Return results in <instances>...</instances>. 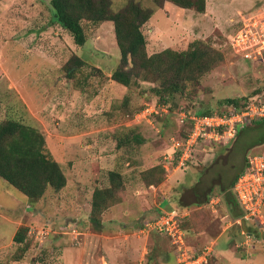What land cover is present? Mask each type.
I'll use <instances>...</instances> for the list:
<instances>
[{
	"label": "rangeland",
	"instance_id": "rangeland-1",
	"mask_svg": "<svg viewBox=\"0 0 264 264\" xmlns=\"http://www.w3.org/2000/svg\"><path fill=\"white\" fill-rule=\"evenodd\" d=\"M111 1L113 11L119 12L131 0ZM135 1L153 7L152 0ZM262 9L254 20L241 18L243 13ZM246 30H252L256 39L235 46V39ZM143 31L148 55L168 48L187 51L200 39L223 56L220 66L168 104L173 112L150 116V111H143L157 104L154 83L138 80L129 88L112 80L120 63L112 22L104 23L78 48L55 22L50 0H0V123L16 120L37 128L67 178L61 191L50 189L41 200L32 201L0 177V264H111L113 259L118 264H148L154 253L162 264H178L177 248L169 237L142 232L158 216L156 205L150 216V209L143 210L142 203L158 200L163 211L179 208V199L172 195L184 185L180 181L189 185L196 178V187L205 173L210 176L204 191L210 200L216 198L221 193L209 192L210 185L221 182L228 189L248 157L264 153V145L241 147L264 134L260 126L244 134L240 142L203 145L196 152L198 163L186 170L188 174L175 171L169 159L175 143L184 140L190 128L189 120L181 124V111L190 116L209 109L227 111V105L219 107V101L264 98V0H208L205 15L169 4L154 11ZM168 31L172 34L166 35ZM75 55L84 64L75 67L77 72L70 78L66 69L74 66L70 60ZM126 134L131 141L119 149L118 138ZM134 134L143 140L141 145L132 140ZM206 155L213 158L202 160ZM161 164L165 179L155 192L147 184L159 174L151 172L150 177L146 173ZM112 171L121 175L123 186L111 207L97 215L102 226L96 231L91 221L94 192L114 187ZM183 195L190 202L195 193ZM224 204L223 200L220 205ZM208 209L199 217L204 226L213 227L214 217ZM253 224L247 227L260 242L241 249L263 255L260 264H264V235L255 232ZM21 228L28 232L26 242L19 245L14 237ZM182 228L187 233L185 246L192 248L196 239L189 231L191 224L186 221ZM119 235L122 242L117 244ZM203 242L197 241L201 251ZM211 264H215L214 257Z\"/></svg>",
	"mask_w": 264,
	"mask_h": 264
},
{
	"label": "trees",
	"instance_id": "trees-1",
	"mask_svg": "<svg viewBox=\"0 0 264 264\" xmlns=\"http://www.w3.org/2000/svg\"><path fill=\"white\" fill-rule=\"evenodd\" d=\"M152 3L153 7H145L139 2L131 0L122 10L114 12L111 0H50L55 22L71 35L78 48L84 47L93 32L104 23L112 22L120 52V63L112 72V80L129 88L136 85L138 80L154 83L155 87L152 92L157 99V105L166 106L170 112H173L168 104L174 101L177 96H185L191 85H198L206 74L220 66L223 56L200 39L192 42L187 51L178 52L168 48L159 53L148 55L147 41L143 30L156 9H162L165 3H171L195 14H205L207 10V0H152ZM72 60L74 66L69 65V68L66 69L70 78L77 72L74 68L84 64L77 55L70 62ZM249 100H243L241 103L239 98L225 99L219 101L218 105L219 107L227 105L229 110L231 108L244 109ZM228 109L227 111H229ZM227 111L209 109L199 114H223ZM260 126H264V123L253 122L244 127L232 142H240L244 134L254 132ZM191 127L190 123L189 131ZM187 135L184 139L187 138ZM132 140L138 145L143 142L135 134L132 136ZM130 141L131 138L127 134L119 137L118 148L128 145ZM261 145H264V134L258 140L252 139L245 142L241 147L252 149ZM178 156L179 153L176 157ZM247 161L242 166L240 173L246 169ZM151 172H158L157 179ZM163 173H165L164 165L154 166L146 173L150 174V177L153 175L147 185L157 187L165 179ZM0 177L32 201L41 200L50 189L59 192L67 185L63 169L47 150L44 135L37 128L16 120L0 123ZM238 177L239 174H236L230 187L223 189L225 201L234 206L238 204L231 189ZM110 179L114 185L113 188L96 189L94 192L91 221L97 226L96 231H100L102 226L97 215L111 207L116 192L123 186L119 173L112 171ZM206 194L205 201L199 202L207 203L210 200L209 193ZM182 202L184 201H181L180 204ZM234 216L242 218L243 214H234ZM185 222L186 220L181 224V228ZM259 227V224L255 225V232L260 234ZM248 230L250 231V229ZM27 232V229H19L14 237V242L19 245L24 244ZM190 255L191 258H195L197 254L190 253ZM158 258V254H152L148 264H162Z\"/></svg>",
	"mask_w": 264,
	"mask_h": 264
},
{
	"label": "built area",
	"instance_id": "built-area-1",
	"mask_svg": "<svg viewBox=\"0 0 264 264\" xmlns=\"http://www.w3.org/2000/svg\"><path fill=\"white\" fill-rule=\"evenodd\" d=\"M252 30L240 32L235 39V46L247 45L255 38ZM250 56V55H248ZM150 108V110H148ZM143 111H150V116L158 115L159 111L168 113L166 106L148 105ZM181 124L187 120L191 123V129L187 138L177 141L173 146V153L169 156L172 165H176L175 171L184 170L193 158V155L199 145L208 143L230 144L237 136L239 131L253 122L264 123V99L251 98L244 109L231 108L223 114L215 113L213 115H193L188 116L184 111L180 114ZM179 153L173 162V154ZM246 169L240 173L233 191L237 197L239 205L243 211L245 221H254L259 224L260 234H264V154H252L247 159ZM170 163V161H168ZM187 214L172 209L164 211L155 220L148 223L142 232H156L165 235L171 239L172 244L177 248L178 264H210L211 249L206 248L191 258L189 251L185 246V232L181 224ZM45 234V232H41ZM246 235V245L251 242H260L254 233Z\"/></svg>",
	"mask_w": 264,
	"mask_h": 264
},
{
	"label": "crops",
	"instance_id": "crops-1",
	"mask_svg": "<svg viewBox=\"0 0 264 264\" xmlns=\"http://www.w3.org/2000/svg\"><path fill=\"white\" fill-rule=\"evenodd\" d=\"M169 4L172 5L171 3H165L164 7L169 5ZM37 7L40 8V6H37ZM207 10H208V0H207ZM261 11H263V9L258 10L255 13H253V12L249 13L247 15H245L243 13L241 15V18L243 20H245L246 22L250 21V20H254V18H256L259 15L258 13H260ZM201 15H205V14H201ZM192 18L195 19L194 17H192ZM184 27H186L185 22L183 23L182 28H184ZM196 29L200 30V27H198V28L196 27ZM156 31H157V33L158 32L162 33V32H160L159 28H156ZM169 31H171V29ZM169 31L166 33V35L167 34L169 35V33L172 34ZM156 45L161 46V43L156 42ZM208 144H220V143H208ZM221 144H223V143H221ZM199 146L197 147V149L201 148L203 145H199ZM197 149L193 155L192 160L188 164V166L184 170H182L186 174H188V171H186V170H188L193 163L197 164L199 161L198 157L196 155ZM211 158H213V155H206L205 157L202 158V160L207 161V160H210ZM179 171H181V170H179ZM239 175H240V172H239ZM181 176L182 175H180V179L182 178ZM208 176H210V174L205 173V176L200 180L201 182L199 181L196 184L197 186L195 185L196 187H193L194 182L197 181L196 178H193L192 179L193 182H191L189 185H188L187 181H185V182L180 181L179 184H184V185H180L181 188L179 189V191L172 195L173 198H178L180 203H181V201H184V202H182V204H184V206H182V204H180L179 208H174V209H178V210L187 214V217L184 220H186L187 222H189L191 224V228L189 231H191L195 234L194 237L196 239V241H195L196 243L193 244L192 248H189L190 251H189L188 246H187L186 247L187 250L189 251V253H191V250H193L194 254H199V252L201 251V248H200L199 243L197 244V241L201 240L202 242L204 241L203 243L205 245L203 249H206V248L211 249L210 264H211V259L213 257H214L215 264H260V259L263 255H261L259 253H254V251H250L247 249H246L247 251H243L241 249L242 247L246 248V247H244V245L247 246V248L251 247V246H253L251 244L254 242H257V241H253V242H251L250 245H246L247 238H246V235L244 233L245 231L243 230V225H242V221L244 219H243V217L242 218H235V216H234V214H237V215L243 214V211L241 212V211H239V208H237V206L240 207V205H239L237 197L233 191V188H232V192H233V195L237 201V204H238L237 206H234L232 204H228L225 201L224 194H223L224 187H222L223 183H221V182L220 183L217 182L216 184L213 183L212 185L209 186L210 188L208 189L209 192H214V189L218 190L221 193L219 196H217L216 198H212L207 203L199 202V201H205V198L207 196V194H206L207 192H204V183H205L206 177H208ZM215 181L216 180H214V182ZM151 187L154 189L155 192H157V190H158L157 187H153V186H151ZM195 188L199 191H196ZM192 190L195 193L194 200H191L190 202H186L184 200L183 194L187 191H192ZM146 191H148V190H146ZM165 200L167 201V198L163 197V201H165ZM223 200L225 201L227 206L225 204L220 205ZM157 202H158V200L157 201H151L150 200V203L143 202L142 203L143 210L147 211L148 209H150V216H151V211L153 210V207L155 208V205H156L157 212H156L155 216L156 215L159 216L165 210L164 211L161 210L160 209V205H161L160 203L161 202L159 204ZM206 209L211 210V214H212L211 216L214 217L215 225L213 227H212V224H211V226H204V224H205L204 221L201 219V217H199L202 215L203 211ZM249 222L254 223L253 225L255 226L254 221H246V227H247V224ZM248 229H250V228L247 227V230ZM151 233L159 234L156 232H151ZM247 233L252 234L253 232L248 230ZM106 234L107 233H104V234H102V236H104ZM260 235H264V234H260ZM124 236L125 235H123V237ZM116 239H117V244L122 242L121 241L122 236L116 237ZM185 240L187 241V233L186 232H185ZM243 240H244V243H242ZM257 240H259V239H257ZM171 243H172V241H171ZM117 251L118 250L113 251L112 254H114V256H116V254H118ZM112 261H110L111 264H115L116 260L113 259ZM116 264H118V263L116 262Z\"/></svg>",
	"mask_w": 264,
	"mask_h": 264
},
{
	"label": "water",
	"instance_id": "water-1",
	"mask_svg": "<svg viewBox=\"0 0 264 264\" xmlns=\"http://www.w3.org/2000/svg\"><path fill=\"white\" fill-rule=\"evenodd\" d=\"M242 225H243V230L245 231V233H247V227H246V221L245 220H243L242 221Z\"/></svg>",
	"mask_w": 264,
	"mask_h": 264
}]
</instances>
